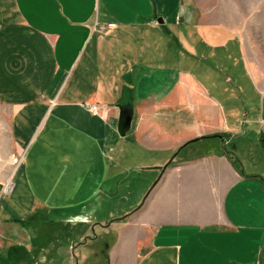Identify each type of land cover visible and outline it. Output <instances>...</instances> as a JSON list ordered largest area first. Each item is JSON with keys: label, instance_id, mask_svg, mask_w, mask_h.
<instances>
[{"label": "crops", "instance_id": "1", "mask_svg": "<svg viewBox=\"0 0 264 264\" xmlns=\"http://www.w3.org/2000/svg\"><path fill=\"white\" fill-rule=\"evenodd\" d=\"M261 98L264 0H0L19 155L0 233L39 212L68 231L56 253L102 234L107 264H264V118L229 122ZM20 242L0 238V257Z\"/></svg>", "mask_w": 264, "mask_h": 264}, {"label": "rangeland", "instance_id": "2", "mask_svg": "<svg viewBox=\"0 0 264 264\" xmlns=\"http://www.w3.org/2000/svg\"><path fill=\"white\" fill-rule=\"evenodd\" d=\"M257 106V112L255 115L253 114V111L250 112L248 110L250 113L249 116H246V109L243 107L239 117L234 121H230L229 119V122L231 124H237L240 129L256 128L258 123L254 121L264 118V98H261L257 103ZM262 125V129H264V124L262 123ZM9 129L10 111L0 105V194L9 190L7 189L9 182L12 184L11 177L17 165L19 156L11 141ZM250 158L256 161L254 162V164L256 163V167H264V150H262L261 147L253 148L250 153ZM247 159V157L243 156V152L239 153L238 162L243 164L246 170H249ZM17 223L24 228L23 238L18 235L6 236L2 233H0V238L2 240H10L14 242L21 241L20 243H24L26 246L21 245L18 246L17 250H11L10 252L5 253L0 257V264H43L42 244H47L51 239H56L58 244L62 243V246H65L63 244L66 243L68 231H62L58 228V224H53L46 220L42 213H33L24 221H19ZM92 234L96 236L100 235V230H96ZM100 237L101 238L98 239L99 242H94V244H91V247H87V251L83 258H81V254L84 248L79 242L74 243L71 249L68 247H61L58 249V253L55 252L57 249L56 245H54V241L50 242L47 245V248L54 252L52 256L56 261L55 264H107L105 254L102 250L103 247L100 248V253L98 252V248L101 247L104 241H111V236L105 237L101 234ZM64 250H67L68 252H65Z\"/></svg>", "mask_w": 264, "mask_h": 264}, {"label": "built area", "instance_id": "3", "mask_svg": "<svg viewBox=\"0 0 264 264\" xmlns=\"http://www.w3.org/2000/svg\"><path fill=\"white\" fill-rule=\"evenodd\" d=\"M83 106L86 109H88L91 113H93L94 115L104 117L107 114V109L103 106H99V105H95L91 103H84Z\"/></svg>", "mask_w": 264, "mask_h": 264}, {"label": "water", "instance_id": "4", "mask_svg": "<svg viewBox=\"0 0 264 264\" xmlns=\"http://www.w3.org/2000/svg\"><path fill=\"white\" fill-rule=\"evenodd\" d=\"M129 127H130V118L124 117L121 121L120 129L122 132H125L127 129H129Z\"/></svg>", "mask_w": 264, "mask_h": 264}, {"label": "trees", "instance_id": "5", "mask_svg": "<svg viewBox=\"0 0 264 264\" xmlns=\"http://www.w3.org/2000/svg\"><path fill=\"white\" fill-rule=\"evenodd\" d=\"M222 138H224V136L222 135ZM236 144V141L235 142H233L230 146L231 147H233V145H235ZM105 258H106V260H107V253H105Z\"/></svg>", "mask_w": 264, "mask_h": 264}]
</instances>
